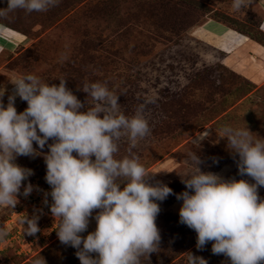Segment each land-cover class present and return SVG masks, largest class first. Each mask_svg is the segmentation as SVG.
<instances>
[{
    "label": "rangeland",
    "instance_id": "374dc122",
    "mask_svg": "<svg viewBox=\"0 0 264 264\" xmlns=\"http://www.w3.org/2000/svg\"><path fill=\"white\" fill-rule=\"evenodd\" d=\"M195 1L201 5V12L207 14L172 41L167 33L165 38L161 37L160 22H164L165 12L150 13L152 6L163 5L164 0H60L59 6L46 12L26 14L18 10L0 18V25L4 26L0 34L6 39L0 37V87L6 89L4 104L7 105L8 95L14 90L10 81L24 74H34L57 85L60 79H66L67 87L77 98L86 100V107L93 102L78 90L85 82H106L114 94L115 89L123 87L132 95L130 103L123 102L120 106L123 114L131 117L144 105L143 115L151 131L138 140L135 154L150 174L156 173L152 183L162 182L175 194L185 191L179 175L194 171L190 152H197L200 157L201 171L254 182L238 174V156L233 158L227 140L220 139L219 132L224 125L247 127L254 138H264V39L255 41V36L242 34L241 28L229 27L225 16L258 31L264 22V0H253L239 12L232 9V0ZM6 6V0H0V8ZM217 23L227 29L216 26ZM216 29L222 30L217 42L211 39ZM232 33L243 39L241 46H236ZM215 42L232 50L217 68L225 90L213 93L210 85L218 80L213 79L210 84L209 77L188 86L186 82L195 76L197 69L214 60L209 46ZM115 51L121 53L118 61ZM115 73L120 75L116 81ZM214 77L219 79V75ZM241 77L252 81L254 86L247 88ZM226 93L228 96H223ZM169 95L182 101L188 113L181 110V105L176 108ZM15 107L22 112L27 103L17 97ZM207 132L210 135L200 140ZM124 143L128 144L126 137L119 142L117 158L125 156ZM33 146L41 153L48 151L47 145L44 149L35 143ZM16 163L33 170V175L24 182L31 183L33 191L25 197L22 187L14 209L0 207V229L8 233L0 240V264H80L76 249L60 243L56 234L58 222L44 203L45 194L51 189L45 180L43 155L20 156ZM258 194L264 198V187L258 189ZM47 200L50 205L51 197ZM157 203L161 209L156 219L161 241L158 251L151 253L144 264H188L189 252L203 257L208 264H230L223 255L212 253L211 242L204 249H197L196 233L179 222L182 201L176 195ZM26 215L39 217L40 231L35 235L24 233L27 225L21 221ZM95 227V220L90 219L88 232Z\"/></svg>",
    "mask_w": 264,
    "mask_h": 264
},
{
    "label": "clouds",
    "instance_id": "9594fccd",
    "mask_svg": "<svg viewBox=\"0 0 264 264\" xmlns=\"http://www.w3.org/2000/svg\"><path fill=\"white\" fill-rule=\"evenodd\" d=\"M59 3L6 0L0 18L18 10L46 12ZM252 3L232 0V9L239 12ZM260 29L264 31V22ZM10 83L14 90L7 105L3 102L6 89L0 87V207L14 209L22 187L25 197L33 191L31 183L24 184L33 170L18 165L17 157L43 155L45 180L51 189L44 203L58 222L60 243L76 249L80 264H144L159 249L156 219L161 209L157 202L169 195L182 201L179 222L196 233L198 250L211 242L212 253L223 255L230 264H264V198L258 194L264 187V138H254L247 127L222 126L219 138L227 140L234 159L238 156V174L254 182L201 171L200 157L190 152L194 171L178 174L186 190L175 194L162 182L152 183L156 173L150 174L133 152L138 140L151 131L144 105L126 116L120 111L119 96L106 82H85L78 88L91 97V107L67 87L66 79L57 85L24 74ZM17 97L27 103L22 112L15 107ZM125 137L127 154L117 158L119 142ZM34 143L39 149L47 145V153L37 151ZM38 219L26 215L21 221L27 225L24 233L39 232ZM90 219L96 227L88 232ZM7 235L0 229V240ZM187 260L188 264H208L191 252Z\"/></svg>",
    "mask_w": 264,
    "mask_h": 264
},
{
    "label": "trees",
    "instance_id": "16d2710c",
    "mask_svg": "<svg viewBox=\"0 0 264 264\" xmlns=\"http://www.w3.org/2000/svg\"><path fill=\"white\" fill-rule=\"evenodd\" d=\"M164 1H165V3L163 5L159 4L155 7L152 6V10L150 12V13H154L153 11L156 12L157 10L165 12V14L163 16H166V18H165L164 22H160L162 39L167 36L166 33L168 34V37L171 38V39H169L170 41L176 40L177 38H180V36H182L187 31L188 28L193 26L195 23H198L200 21V19L201 18L203 19L204 15L207 14V12H201L202 7L195 0H164ZM106 4H107V2H106ZM163 12H161V13H163ZM225 19L227 21L229 20V24H226L224 22L226 25H228L229 27H232L233 29L241 28L240 32L242 34H244L248 37L255 36L256 37V38H254L255 41L261 42L260 40L264 39V32L261 31L260 29L258 31H255V29H251L249 27H246L244 24H241L237 21H231L230 17H228V16H225ZM255 32H257V34ZM2 35H4V34H2ZM3 39H5V38H3ZM211 39H213L212 41H214L215 37H213ZM204 42H206V41H204ZM212 46H214V47H212ZM212 46L211 47L209 46V48L212 51L211 58H213L214 59L213 61H215V62L212 61L209 65H203L202 67L197 69L195 76L191 80L189 79L186 83L188 86H190L192 84H196L198 81H200L203 78L209 77V79H210L209 83L210 84H211L213 79L218 80V81H215L216 84L212 83L210 86H211V89L214 90L213 93L214 92L219 93V92H223L225 89L222 88L223 87L222 81H219L221 78H223V76L217 68H218L219 64H222L223 58L225 57V55H227L229 53L230 50H228V49L225 50L223 47L218 46L216 44H214ZM213 48L215 50H213ZM148 53H149V51H148ZM114 55H115V60L118 61V58L121 55V53H120V51H115ZM216 56H218V57H216ZM215 58H217V59H215ZM185 60H187V59H185ZM183 61L184 60H182L181 62H183ZM181 62H179L177 64H179V66H180ZM224 67H225V65H224ZM225 68H226V70H229L227 67H225ZM216 69H217V72L213 75V72ZM215 75H219V79L214 77ZM119 77H120V75L115 73V81ZM241 78L244 80L245 84L248 85L247 88L249 87V85L254 86V83L252 81H250L249 79H247L245 77H241ZM128 88H129V85H128ZM172 91L174 92V90H172ZM115 94L118 96L125 97L124 99H120L118 97L119 98L118 103L120 104V106L123 102H126V103L131 102L132 95L128 94V92L126 91L125 88L120 87V88L115 89ZM223 96H228V93H226ZM168 99L171 100V102L173 104H175L176 108L179 105H181V110L185 109V111L188 113V109H186L187 108L186 106L183 107V105H185V104L182 101L176 99L172 95L171 96L169 95ZM210 99L212 100L211 94H210ZM88 100L92 101L91 97H89ZM190 108L193 110L192 107H190ZM174 118H176V117H172V120ZM124 144H126V145L124 147L122 146V148H124L123 152L125 154H123V152H122V155L127 154V149L129 147V143L128 144L124 143ZM135 148L133 149L134 153H136Z\"/></svg>",
    "mask_w": 264,
    "mask_h": 264
},
{
    "label": "crops",
    "instance_id": "0c3cea01",
    "mask_svg": "<svg viewBox=\"0 0 264 264\" xmlns=\"http://www.w3.org/2000/svg\"><path fill=\"white\" fill-rule=\"evenodd\" d=\"M263 10H264V8H263ZM218 24V23H217ZM216 26H221L222 28H226L227 29V27H225L224 25H222V24H218V25H216ZM230 29V28H229ZM218 30V32L219 31H222L221 29H216V31ZM216 31H212V34H213V37H215V41L217 42V39H219L221 36V32H219V33H217ZM214 32V33H213ZM237 32V31H236ZM239 33V32H238ZM229 34V33H228ZM230 36H232L233 37V39L235 40L234 41V43L236 44V46H241L242 44H240V41L241 40H243V39H241L238 35H236L235 33H232ZM215 42V43H216ZM216 45H217V43H216ZM228 45H230V44H228ZM224 48V47H223ZM225 49V48H224ZM225 50H227V49H225ZM228 50H230V49H228ZM232 50H230L229 51V53L227 54V57H229L230 56V52H231ZM259 56V55H258ZM264 60V59H263Z\"/></svg>",
    "mask_w": 264,
    "mask_h": 264
},
{
    "label": "built area",
    "instance_id": "2783aa9c",
    "mask_svg": "<svg viewBox=\"0 0 264 264\" xmlns=\"http://www.w3.org/2000/svg\"><path fill=\"white\" fill-rule=\"evenodd\" d=\"M0 37H2V35L0 34Z\"/></svg>",
    "mask_w": 264,
    "mask_h": 264
},
{
    "label": "bare ground",
    "instance_id": "6f19581e",
    "mask_svg": "<svg viewBox=\"0 0 264 264\" xmlns=\"http://www.w3.org/2000/svg\"><path fill=\"white\" fill-rule=\"evenodd\" d=\"M2 29H0V31H1ZM262 64V63H261Z\"/></svg>",
    "mask_w": 264,
    "mask_h": 264
}]
</instances>
